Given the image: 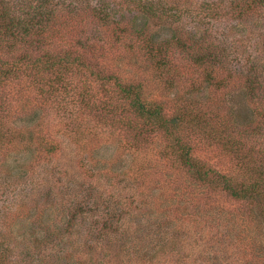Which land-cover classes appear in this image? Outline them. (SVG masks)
<instances>
[{"label": "rangeland", "instance_id": "374dc122", "mask_svg": "<svg viewBox=\"0 0 264 264\" xmlns=\"http://www.w3.org/2000/svg\"><path fill=\"white\" fill-rule=\"evenodd\" d=\"M89 1L92 6L113 8L116 19L118 18L123 25H130L129 21L137 15L133 24L137 23L136 27L142 30L139 34L150 36L157 42L169 39L172 33H175L176 26L180 27L179 34L183 37L188 33L193 35L195 30L208 31L209 40L215 38V41H223L222 45L229 55L232 71L236 70L237 74L241 73L244 76L264 77V27H262L264 18L248 19L249 24L240 21L238 26L241 37L238 39V44L236 36L228 31L229 23L221 17H214L205 10L198 18L203 21L196 20L198 11L195 9L196 3L208 1L215 2L217 5L225 1L188 0L191 4L187 5L186 2L182 4L187 5V8L182 9L178 22L173 24H170V19L164 21L162 17L146 19L142 12L121 8L115 5L113 0ZM171 1L175 2L172 6L180 4L179 0H161L157 4L158 9L170 7ZM236 2L234 0L233 4ZM58 3H63L60 4L63 14L71 18L68 17V20L59 25L60 36L50 39L53 42L52 49L60 53L68 51L70 57L80 56L89 64V67L83 72L67 71L63 77L69 82V85L65 87L67 93L62 82H55L56 73L50 80L54 84V93H47V96L46 93L40 92L44 85L32 81L31 77L24 73L18 78H8L0 87V95L4 97L11 112L8 122L19 133L20 131L24 133L20 127L27 128L33 125L28 120L26 122L19 120L17 113L21 110H24L22 114L27 113L28 110H36L42 116L40 128H36L37 131L34 132L36 141L25 142L21 140V136L17 142L13 140V143L17 145L16 151L12 150L3 156L5 158L1 156L0 167L9 166L12 158L24 162L25 157L44 167L49 157L45 156L47 155L45 151H42L44 154L39 156H36L38 152H35L40 136L42 137L40 148L54 150L60 148L57 155L53 156L56 165L53 166L54 181L50 188L52 194L50 195L48 187H43L37 193L31 191L36 196H30L28 201L20 200L18 204L10 205L5 213V222L0 221V240L9 246L17 245L15 249L20 251L19 248H23L24 244L22 232L29 239L25 243L32 245L35 242L33 236L24 230L27 229V224H32L31 221H34V218L42 219L45 215L49 224L51 220L48 217L54 215L53 211L59 213L64 211L67 215L74 208L82 209L83 212H78L73 219L71 234L62 231L65 235L64 239L59 241L54 237L47 246H37L38 252L50 254L52 264H65L74 259L89 261L91 257H95L96 260H91L89 264H115L113 262L117 263L121 256L122 259H127L125 250L129 246L146 244L142 235H150L151 228L147 226L138 228L136 220L138 216H143L142 213L145 216L151 213L150 209H152L163 217L172 218L180 226V230L176 238L174 237L173 249L165 253L160 252L157 261H148V264H264L263 247L256 243L263 237L261 230L264 223L260 221L249 201L234 199L221 190L212 194L209 189L195 187L192 188L190 197L183 199L182 193L191 191L189 186L199 180H195L196 177L190 178L187 174H183L181 169L173 167L180 164L178 160L173 163L166 157L173 155L171 147H167L165 156L161 154L160 151L165 143L163 137L156 135L152 140L140 144L132 142L130 138H126L113 128L105 129V126L89 109L90 105L92 108L96 105L100 107L104 101L115 103L114 100L118 98L114 91L116 84L139 82L147 98L166 99L169 111H174L179 106L178 100L183 101L185 97L181 98L179 94L191 92L185 86L186 82H183L186 77H190L191 68L185 70L183 81L180 77L174 76L171 79L170 76L172 86H169L168 74L160 69L157 70L154 65L143 59L144 53L137 46L139 39L133 37L130 41L118 43H112L109 40L106 46L98 48L101 40L107 37L106 32L98 31L100 24L96 22L89 25L84 18L76 17L74 6L68 4L73 3L71 0H54L56 7ZM85 9L86 6L82 10ZM226 35L227 40H225ZM91 39L93 44L87 47ZM175 48L178 50L174 51L173 55L178 58L184 51L180 50L182 45ZM31 50L34 57L40 53L37 49ZM2 57L11 61L17 57V54L13 56L3 54ZM182 64L187 66L185 63ZM233 80L238 78L233 77ZM232 86L236 90L230 91V95H225V101H228L227 103L232 101V105L237 109L242 106L246 109L247 98L245 97V101L244 96L237 95L241 89L240 86L237 83ZM194 94L192 93L191 96ZM242 113L245 114L246 111ZM170 130L173 135L178 133V129L173 125ZM76 135L78 138L75 137ZM189 141H191L195 160L217 169L220 172L219 175H224L217 177L220 181L225 176L233 178L237 173L245 178L238 169V162L229 153L221 152L218 148L206 144L201 137L192 136ZM172 144H174L173 141ZM88 155H91L92 159L87 157ZM83 156L86 158V163L82 159ZM33 158L35 160H32ZM39 161H43L44 164ZM5 173L9 171L0 168V177H6ZM19 175L21 176V172ZM39 177L41 174L35 173L31 177L28 176L26 181L19 178L21 183H11L8 186L12 189L15 186L22 188L29 182L37 181ZM200 187L203 185L201 184ZM49 195L50 200H46ZM10 197L11 192L6 193L5 200ZM130 197L137 203V207L134 203L128 207ZM23 206L25 208L22 210ZM185 206L190 209L186 216L183 214L187 211ZM31 207L37 208L35 213ZM197 211L202 213L201 220L204 217L207 220L196 223L194 219ZM95 228H99L102 232L90 234ZM56 229V223L51 225L50 230L56 231ZM89 229L92 230L89 231ZM101 233L102 235H99ZM94 235H98L97 238L93 239ZM96 243L98 248L95 246ZM141 247L150 250V243ZM141 256L144 261H147V257ZM121 264L131 263L128 260Z\"/></svg>", "mask_w": 264, "mask_h": 264}, {"label": "trees", "instance_id": "16d2710c", "mask_svg": "<svg viewBox=\"0 0 264 264\" xmlns=\"http://www.w3.org/2000/svg\"><path fill=\"white\" fill-rule=\"evenodd\" d=\"M71 1L73 3L68 4L74 6L76 17L84 18V21L89 25L97 22L100 24L98 31L103 30L107 33L106 38L102 37L103 39L98 48L106 46L109 40L112 43H118L130 41L133 37L139 39L137 40V46L144 53L143 59L154 65L157 70L160 69L168 74L167 83L169 86H172L171 79L174 76L180 77L183 81L185 79L184 72L190 68L192 70L190 77H186L183 81L186 82L185 86L191 92L179 94L181 98L185 97L183 101L178 100L179 106L176 110L169 111L166 99L147 98L142 92L139 82L125 85L118 83L114 90L117 93L116 97H118L114 100L115 103L104 101L100 104V107L96 105L93 108L90 105L89 109L97 120L105 126V129L107 127L113 128L126 138H130V141L139 144L152 140L156 135L163 137L165 143L160 151L161 154L165 156L167 147H171V154L173 155L166 157L173 163L178 160L180 164L173 167L181 169L183 174H187L190 178L196 177L195 180H199L192 185L189 184L190 186L188 185L191 191L181 192L183 199L190 197L194 187L209 189L212 194H216V191L221 190L234 199L249 201L248 203L252 204V209L258 214L260 221L264 223V77L258 75H253V77L244 76L241 73L237 74L236 70L232 71L229 55L222 45L223 41H215V38L209 40L208 31L205 32L201 29L197 32L195 30L193 35L188 33L184 34L183 37L179 34L180 27L176 26L175 33H172L169 39L157 42L150 36L139 34L142 30L136 27L137 23L133 24L137 19V15H134L129 21L130 25H123L118 18L116 19L113 8L92 6L89 0ZM160 1L113 0V3L121 8L136 9L137 12H142L146 19L157 17H162L164 21L170 19V24L178 22L182 9L191 4L188 0H179L180 4L177 3L176 6H172L175 2L171 1L170 7L159 10L157 4ZM222 1H225V3L219 2L217 5L215 2L208 1L196 3L195 9L198 10L196 20L202 16L201 12L203 13L205 10L214 17H221L229 23L228 31L235 35L238 40L241 37L238 26L240 21L248 23V19L264 18V0H236L235 4H233L234 0ZM184 2L187 3L186 6L182 5ZM60 4L63 3H58L56 7L54 0H0V87L8 78H18L20 74L24 73L30 76L32 81L44 85L41 87L40 92L46 93L47 96V93H54V84L50 81L54 78V73H56L55 82H62L61 84L66 89L65 87L69 85V82L68 80L65 81L63 77H65L67 71L83 72V70L88 69L89 64L83 61L80 56L70 57L68 51L60 53L52 49L53 42L50 39L59 37V25L68 20V17L71 18V16L63 14L64 11ZM85 6L86 9L82 10ZM87 11H89L88 14ZM202 21L198 20V22ZM262 27L264 26L262 25ZM110 37L112 38L110 39ZM227 38L226 35L225 40ZM236 43L238 44L239 40ZM92 44L91 39L87 47ZM181 45L180 50L183 49L184 52L176 58V55L173 54L178 48L175 47ZM210 45L211 47H209ZM33 48L40 52L37 57L32 54L33 50L31 49ZM3 54L12 56L17 54V57L8 61L3 59ZM182 63L187 66H183ZM233 77H237L238 80H233ZM235 83L241 88L237 95L244 96V100L245 97L247 98V101L245 100L246 109L243 106L237 109L232 105V101L230 103L225 101V95L236 90L232 86ZM65 91L68 92L67 89ZM192 93H195L194 96H191ZM3 98L0 95V157L5 158L3 156H6L12 150L16 151L17 145L13 143V140L17 142L20 136L21 140L23 139L25 142L36 141L34 132L37 131L36 128H40L42 116L36 110H28L25 113L26 115L22 114L24 110H21V113H17L19 114V120L25 122L28 120L33 125H29L27 128L20 127L24 133L22 134L21 131L19 133L8 122L11 112ZM111 99L113 100V98ZM243 111H246V113L243 114ZM172 125L178 129L176 135L171 133L170 128ZM192 136L201 137L206 144L233 156L239 164L238 169L241 170V174L245 178L237 173L233 178L225 176L220 181L217 177L224 175H219L220 172L217 169L195 160V156L192 154L191 141H189ZM75 137L78 138L77 135ZM172 137L173 139H171ZM172 141L174 144H172ZM5 142L7 143L5 144ZM41 143L42 137L40 136L37 140L38 147L35 152H38L36 156H39L43 153L42 151H45V154H47L45 156L49 157L47 163L43 165L44 167L38 165L36 161L26 159V157L23 160L24 162L12 158L9 166L0 167L9 171V173L4 174L6 177H0V196L3 194L0 198L2 203L0 206V221L5 222V213L10 205L18 204L21 202L20 200L28 201L30 196L43 187H48L50 195L52 194L50 188L52 187V181H54V167L56 165L53 156L57 155L60 148L58 150L46 147L40 148ZM92 156H94L93 153ZM92 156L88 155L87 157L92 159ZM34 158L32 160H35ZM82 159L85 163L87 162L84 156ZM39 162L44 164L43 161ZM49 165L51 167H48ZM19 172H21V176ZM35 173L41 174L37 181L29 182L22 188L16 186L13 189L9 188L8 185L11 183H21L19 178L27 180L28 176L31 177ZM23 175L26 178H22ZM201 184L203 187H200ZM31 191L34 193L32 194ZM9 192H11V197L5 200L6 193ZM50 195L46 200H50ZM182 201L185 202V200ZM128 202V207L132 206L133 203L137 207V203L131 197ZM24 208L23 206L22 210ZM31 208L35 213L37 208ZM184 208L187 210L185 213L183 212L186 216L190 209L188 206ZM78 212H83V210L74 208L67 215L64 214V211L60 213L53 211L54 215L48 217L51 220L49 224L45 215L42 219L40 217H38L39 219L34 218L35 220L31 221L32 224H27V229L24 230L30 236H33L35 242L32 245L25 243L29 239L22 232L21 237L24 244L23 248H19L20 251L15 249L17 245L9 246L3 240H0V264H45L46 262L52 264V256L46 252L40 254L37 246H47L48 242L52 241L54 237L61 241L62 238H65L62 231L71 234L72 222ZM150 212L146 216L142 213L143 216H138L136 220L138 228L142 226L151 228L150 235H142L146 244L150 243V250L141 247L146 244H140L141 246L133 244L125 250L127 259H122L123 257L120 255L119 262L117 260V263H113L121 264L129 260L131 264L140 262L148 264V261H157L160 252L165 253V251L169 252L173 249L172 246L180 226L172 218L163 217L152 209H150ZM202 217V213L197 211L194 220L196 223L207 220L205 217L201 220ZM55 223L57 224L56 231L50 230L51 225L53 226ZM99 231H101L99 228H95L90 234H98ZM261 233H263V237H259L260 239L256 243L263 247L264 253V225ZM99 235H102V233ZM97 236L94 235L93 239ZM38 237L39 239H37ZM91 243L90 245H92ZM98 243L95 244L97 248ZM78 251L79 249L77 253ZM141 255L147 257V261H144ZM140 259L143 261H140ZM91 260H96V258L91 257L89 261L74 259L65 262V264H89ZM102 262L105 263L106 261Z\"/></svg>", "mask_w": 264, "mask_h": 264}]
</instances>
